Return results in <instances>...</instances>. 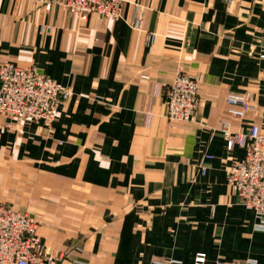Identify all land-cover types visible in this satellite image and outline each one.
I'll return each mask as SVG.
<instances>
[{"label": "crops", "instance_id": "1", "mask_svg": "<svg viewBox=\"0 0 264 264\" xmlns=\"http://www.w3.org/2000/svg\"><path fill=\"white\" fill-rule=\"evenodd\" d=\"M263 52L264 0H127L120 19L85 20L0 0V63L74 93L52 129L0 119V201L37 217L59 264H264L262 220L228 183L244 150L223 132L264 131ZM179 73L199 83L192 120L165 117ZM229 94L250 99L244 118Z\"/></svg>", "mask_w": 264, "mask_h": 264}, {"label": "built area", "instance_id": "2", "mask_svg": "<svg viewBox=\"0 0 264 264\" xmlns=\"http://www.w3.org/2000/svg\"><path fill=\"white\" fill-rule=\"evenodd\" d=\"M127 0H44L47 10L54 6L65 9L85 20L90 15L120 19ZM140 5L135 4L132 28L143 29L139 14ZM264 58V52L261 54ZM198 80L193 76L176 75L166 94L165 116L170 120H192L198 109ZM73 92L62 83L43 75L34 67H24L11 62L0 63V119L7 127L17 122L20 127L38 122L51 128L59 105L69 99ZM227 112L244 118L252 108L250 99L242 94L226 97ZM227 149L235 146L244 150L242 160L228 170V183L238 195L240 203L253 209L264 219V131L253 124L247 131L232 133L228 125L223 127ZM204 158H211L205 154ZM206 166H201L205 173ZM39 221L35 216L14 209L0 201V264H59L62 253L54 254L39 233ZM195 264H205V253L195 256ZM254 263V261H249ZM216 264H240L218 261Z\"/></svg>", "mask_w": 264, "mask_h": 264}, {"label": "rangeland", "instance_id": "3", "mask_svg": "<svg viewBox=\"0 0 264 264\" xmlns=\"http://www.w3.org/2000/svg\"><path fill=\"white\" fill-rule=\"evenodd\" d=\"M44 75V74H43ZM46 76V75H45ZM57 81V80H56ZM61 83V82H60ZM64 85V84H63ZM64 86H66V85H64ZM66 87H68V86H66ZM71 91H72V89L70 88V87H68ZM73 92V91H72ZM74 94V93H73ZM73 96V95H72ZM71 96V97H72ZM67 100V99H66ZM66 100H63V101H66ZM62 101V102H63ZM61 102V103H62ZM61 103H60V105H61ZM198 103H199V99H198ZM60 105H59V109H60ZM58 114H59V112H58ZM58 117V116H57ZM166 117V116H165ZM167 118V117H166ZM170 120V119H169ZM56 121V120H55ZM148 121H150L149 120V118H148ZM183 121H186V120H183ZM53 126V125H52ZM48 129H52V127L51 128H48ZM6 204V203H5ZM7 205V204H6ZM9 206V205H8ZM17 210H19V209H17ZM20 211H24V212H27V213H29V214H31L29 211H27V210H24V209H20ZM31 215H33V214H31ZM34 216V215H33ZM36 219H37V217H36ZM38 220V219H37ZM40 225V224H39ZM249 261H252V260H248L247 262L248 263H252V262H249ZM171 262H177V261H175V260H171Z\"/></svg>", "mask_w": 264, "mask_h": 264}]
</instances>
